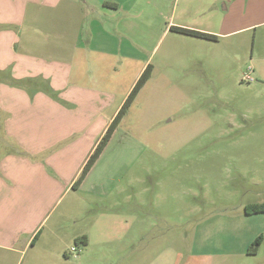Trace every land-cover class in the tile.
<instances>
[{
	"label": "rangeland",
	"instance_id": "374dc122",
	"mask_svg": "<svg viewBox=\"0 0 264 264\" xmlns=\"http://www.w3.org/2000/svg\"><path fill=\"white\" fill-rule=\"evenodd\" d=\"M215 1L214 30H240L205 39L167 28L169 16L144 12L123 19L136 26L116 35V47L93 35L90 47L111 55L101 67L90 62L85 70L84 85L103 92L99 122L113 121L149 66L144 83L86 181L63 194L39 226L37 243L25 246L23 237L13 250L0 249V264H128L137 253L139 264H150L162 252L186 258L197 251L199 236H264V214L244 213L246 206L264 203V22L245 28L261 19L228 11L234 0ZM184 2L174 3L177 13ZM141 6L147 11L146 2ZM62 10H36L40 30L57 28L58 20L62 29L80 27L79 17L67 20ZM51 39L46 36L39 52L46 64L68 54ZM73 124H56L57 143L45 148L61 150L81 138L72 168L101 135L96 126ZM123 233L130 248L113 242ZM82 235L109 239L84 254ZM225 264H264V244L256 256Z\"/></svg>",
	"mask_w": 264,
	"mask_h": 264
},
{
	"label": "crops",
	"instance_id": "0c3cea01",
	"mask_svg": "<svg viewBox=\"0 0 264 264\" xmlns=\"http://www.w3.org/2000/svg\"><path fill=\"white\" fill-rule=\"evenodd\" d=\"M141 1L0 0V249L13 250L23 237L26 239L25 246L37 243L40 238L36 234L37 229L61 196L73 190L72 185L79 172L112 122V118L103 122L98 119L104 111L103 105H100L103 92L84 85L89 83L85 76L89 63H97L101 67L111 56L102 49L90 47L93 35L100 36L99 42L114 43L116 47V35L121 30H131L136 26L123 19H135L144 12L161 18L169 16L167 28L172 25L171 28L175 26L214 36L240 30L224 33L214 30L212 20L218 2L215 0L209 4L203 0H185L178 13L174 8L176 0H143L148 4L147 11L142 8ZM226 7L228 11L250 16L248 20L252 17L261 19V22L245 28L264 22V0H234ZM42 8L54 9L56 15L61 14L59 10L63 9L67 20L79 17L81 25L75 27L70 24L69 28L62 29L58 20L57 28L40 30L36 10ZM222 10L227 11L225 5ZM46 36H52L51 44L57 51L64 50L68 54L60 57L59 61H48L46 64L39 55L48 43ZM50 97L61 100V103L52 99L53 102H49L52 105L46 107ZM73 122L81 123L80 128L84 129L96 126V130L101 132L96 143L87 148L74 168L71 156L75 153L74 148L81 146V138L65 143L67 145H62L61 150L45 149L57 143V139L53 138L59 136L54 133L56 124L74 125ZM98 123H101L100 129ZM30 218H37L38 222H29ZM33 223L36 227L29 230L28 226ZM85 236L84 254L91 245H102L109 239L99 235ZM259 236L262 238L256 253L248 254L249 246ZM113 242L124 249L126 246L130 248L131 241L126 234ZM194 243L198 244L197 251L187 254L186 258L179 252H162L152 258L150 264H225L228 259L256 256L264 244V236L253 232H249L245 239L233 233L212 239L199 236L194 238ZM136 257L128 264H139L140 259Z\"/></svg>",
	"mask_w": 264,
	"mask_h": 264
},
{
	"label": "trees",
	"instance_id": "16d2710c",
	"mask_svg": "<svg viewBox=\"0 0 264 264\" xmlns=\"http://www.w3.org/2000/svg\"><path fill=\"white\" fill-rule=\"evenodd\" d=\"M179 32H183L186 34H190L192 36H196V37H201V38H214V36L208 35V34H204V33H200L197 31H192V30H186V29H181V28H177ZM149 66L146 68V70L144 71V73L141 75V77L139 78V80L137 81V83L135 84V86L132 88V90L130 91V94L127 96V98L125 99L124 104L122 105V107L120 108V110L117 112L116 116L114 117L113 121L110 123V125L108 126V128L106 129L105 133L102 135V137L100 138V140L98 141V143L96 144L93 152L90 154V156L88 157L87 161L85 162L79 176L77 177V179L75 180V182L72 185V189H78V187L80 186V184L83 182V180L85 179L86 175L88 174V172L90 171V169L92 168V166L94 165V163L96 162V160L98 159V157L100 156V154L102 153L103 149L106 147L108 141L110 140L113 132L115 131L116 127L118 126L126 107H128L131 102L133 101L135 95L137 94V92L139 91V89L141 88L142 84L144 83L145 80V74L148 70ZM244 213L246 215H250V214H257V213H264V203L263 204H258V205H251V206H246L244 208ZM261 236H259L248 248L247 252L250 255H253L256 253L257 250V246L259 245V240H261ZM79 241H81L83 244H86L87 238L86 236H81L78 238Z\"/></svg>",
	"mask_w": 264,
	"mask_h": 264
},
{
	"label": "built area",
	"instance_id": "2783aa9c",
	"mask_svg": "<svg viewBox=\"0 0 264 264\" xmlns=\"http://www.w3.org/2000/svg\"><path fill=\"white\" fill-rule=\"evenodd\" d=\"M71 250H74V249H71Z\"/></svg>",
	"mask_w": 264,
	"mask_h": 264
}]
</instances>
